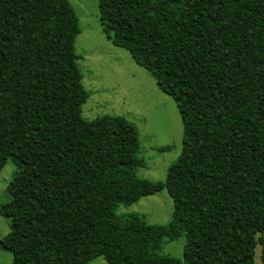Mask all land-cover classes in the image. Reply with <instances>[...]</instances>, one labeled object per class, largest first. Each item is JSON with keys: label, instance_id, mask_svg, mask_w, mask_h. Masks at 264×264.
Here are the masks:
<instances>
[{"label": "trees", "instance_id": "1", "mask_svg": "<svg viewBox=\"0 0 264 264\" xmlns=\"http://www.w3.org/2000/svg\"><path fill=\"white\" fill-rule=\"evenodd\" d=\"M108 41L176 104L182 147L164 187L167 227L138 213L144 168L125 118L86 121L69 0H0V215L12 264H264V0H96Z\"/></svg>", "mask_w": 264, "mask_h": 264}, {"label": "rangeland", "instance_id": "2", "mask_svg": "<svg viewBox=\"0 0 264 264\" xmlns=\"http://www.w3.org/2000/svg\"><path fill=\"white\" fill-rule=\"evenodd\" d=\"M80 33L74 42L76 65L82 87L89 97L81 106V117L90 121L118 116L138 133L139 153L146 166L136 171L143 183L137 201L119 206L118 215L138 213L146 224L167 227L172 221L173 202L164 187L168 167L181 152L183 129L175 102L157 87L155 80L138 66L127 51L106 38L99 20L96 0H69ZM16 167L9 160L0 174V206L10 199L7 188ZM9 233V222L0 215V241ZM264 237V234H263ZM184 236L165 238L158 255L183 264ZM261 246L255 249L254 264H261ZM0 264H12V254L0 246ZM88 264H107L97 257ZM168 264V263H164Z\"/></svg>", "mask_w": 264, "mask_h": 264}]
</instances>
